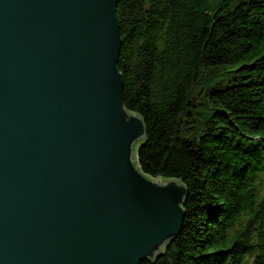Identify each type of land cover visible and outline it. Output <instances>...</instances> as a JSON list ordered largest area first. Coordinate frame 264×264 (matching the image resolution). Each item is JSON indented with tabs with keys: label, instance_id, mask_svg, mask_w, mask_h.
<instances>
[{
	"label": "water",
	"instance_id": "1",
	"mask_svg": "<svg viewBox=\"0 0 264 264\" xmlns=\"http://www.w3.org/2000/svg\"><path fill=\"white\" fill-rule=\"evenodd\" d=\"M117 0H0V264H140L181 233L177 180L140 172Z\"/></svg>",
	"mask_w": 264,
	"mask_h": 264
},
{
	"label": "trees",
	"instance_id": "2",
	"mask_svg": "<svg viewBox=\"0 0 264 264\" xmlns=\"http://www.w3.org/2000/svg\"><path fill=\"white\" fill-rule=\"evenodd\" d=\"M136 162L187 190L180 235L140 264H264V0H117Z\"/></svg>",
	"mask_w": 264,
	"mask_h": 264
}]
</instances>
